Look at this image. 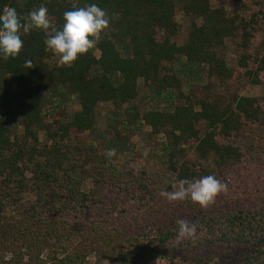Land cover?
<instances>
[{"label": "trees", "instance_id": "1", "mask_svg": "<svg viewBox=\"0 0 264 264\" xmlns=\"http://www.w3.org/2000/svg\"><path fill=\"white\" fill-rule=\"evenodd\" d=\"M236 1L230 14L213 0H0V13L21 16L45 6L50 29L91 3L110 20L71 66L46 48L51 30L22 33L19 55L0 59V264L189 254L193 238L174 244L181 219L226 244L215 264L236 253L238 264H264V97L236 91L243 78L264 84V0ZM179 14L190 22L183 44ZM228 38L239 41L235 55ZM141 88L167 107L141 108ZM147 127L151 151L174 175L165 188L147 169L117 166ZM206 175L227 186L207 207L160 195Z\"/></svg>", "mask_w": 264, "mask_h": 264}, {"label": "clouds", "instance_id": "2", "mask_svg": "<svg viewBox=\"0 0 264 264\" xmlns=\"http://www.w3.org/2000/svg\"><path fill=\"white\" fill-rule=\"evenodd\" d=\"M109 23L107 12L96 3L64 11L62 26L51 29V19L45 6H40L24 16L19 15L14 7H8L0 13V59L6 61L19 55L23 47L22 33L39 30L47 34L51 30V34L44 41L46 48L57 56L58 63L71 66L80 55L95 46ZM24 67L31 69V60H25ZM106 155H114V149H108ZM226 187L215 176L206 175L194 180L180 179L172 191H161L160 195L170 202L190 198L194 204L207 207ZM177 224L178 239L195 237L194 223L181 219Z\"/></svg>", "mask_w": 264, "mask_h": 264}, {"label": "rangeland", "instance_id": "3", "mask_svg": "<svg viewBox=\"0 0 264 264\" xmlns=\"http://www.w3.org/2000/svg\"><path fill=\"white\" fill-rule=\"evenodd\" d=\"M213 5L224 6L230 14H233L237 6L236 0H213ZM178 20L181 24V30L176 40L179 44H183L187 38L190 31V22L189 19L184 15L179 14ZM238 39L228 38L226 39L228 54L227 55H235L236 52L240 51L238 47ZM54 61L58 65H62L58 63V58L55 56ZM237 94L245 97H253V98H261L264 97V84H254L249 79L243 78L240 86L237 88ZM136 104L141 106V108L148 110L154 108L158 105L160 109H165L167 105L162 101H154L152 98V94L148 92L146 88H141L138 99L135 101ZM75 108H71V111H74ZM107 112L106 109H102L99 124L101 126L107 120ZM150 132V128L145 129V133L141 138H134L132 145L134 148L132 150L125 152L124 154L119 156L117 161V166L127 167L132 166L137 170L142 168L147 169V171L156 179L159 188H165L174 178V175L166 168V165L155 156V154L151 151L149 146L150 138L148 136ZM41 137H44L42 133ZM131 145V146H132ZM30 199L34 198V196H30ZM197 232V229H196ZM217 236V235H216ZM215 235L210 234L206 230L200 232L193 238V244L189 246L186 253L176 251V257L167 256V257H158L155 255L154 251H150L147 253L146 260L136 263V264H204L196 261L195 258H208L206 260V264H215V260L220 259L218 256L219 253L227 251L226 244L222 243L219 239L216 238ZM198 237V238H196ZM185 240V239H184ZM182 240V241H184ZM180 239L174 243L178 246H185L184 244H180ZM194 248V249H193ZM180 251H183L180 249ZM44 258V256H42ZM189 257L188 260L185 258ZM12 258L11 254H8L6 260H10ZM229 259V257H227ZM87 264H95L97 260V256L95 254L89 256L87 258ZM27 261V260H25ZM241 261L238 253L234 254L233 259L230 261L231 264H238ZM221 263V262H220ZM104 264H118L117 261L105 260Z\"/></svg>", "mask_w": 264, "mask_h": 264}]
</instances>
